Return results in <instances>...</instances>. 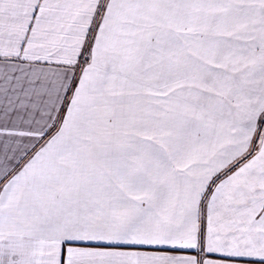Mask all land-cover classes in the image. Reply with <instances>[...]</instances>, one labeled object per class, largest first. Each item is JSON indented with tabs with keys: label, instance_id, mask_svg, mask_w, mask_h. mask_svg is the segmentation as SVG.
Listing matches in <instances>:
<instances>
[{
	"label": "snow or ice",
	"instance_id": "1",
	"mask_svg": "<svg viewBox=\"0 0 264 264\" xmlns=\"http://www.w3.org/2000/svg\"><path fill=\"white\" fill-rule=\"evenodd\" d=\"M0 264H264V0H0Z\"/></svg>",
	"mask_w": 264,
	"mask_h": 264
}]
</instances>
